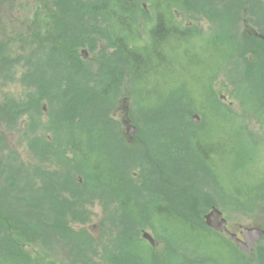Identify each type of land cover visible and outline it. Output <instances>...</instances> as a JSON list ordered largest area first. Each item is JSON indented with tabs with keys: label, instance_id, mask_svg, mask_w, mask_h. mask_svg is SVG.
I'll use <instances>...</instances> for the list:
<instances>
[{
	"label": "rangeland",
	"instance_id": "374dc122",
	"mask_svg": "<svg viewBox=\"0 0 264 264\" xmlns=\"http://www.w3.org/2000/svg\"><path fill=\"white\" fill-rule=\"evenodd\" d=\"M146 1L141 0L143 2L141 7L146 11L145 16L140 20L141 24L147 23V20L150 22L154 17L152 10L154 5L151 1ZM233 1L243 3V0ZM57 12L55 0L0 1V105L6 111H8L10 104L22 105L27 110L23 114H15L16 119H5V121L0 119V142L1 139L5 138V144L2 143V146L0 143V157L5 150V153L9 155V161L18 167L9 174L12 176L10 181L16 182L15 186L8 185V181L0 172V202L5 199V203L11 202L9 206L11 213H13L11 216L17 221H19L17 219L19 211L25 210L22 205L23 202L17 201L21 199L18 197H21V194H31L32 196L41 194L43 175L42 177L40 173L37 175L36 166L43 165L45 169L52 172L55 170L63 171V180L68 170L69 173L73 171L72 167L60 166L54 156L50 158L51 161L44 162L28 146L31 142L29 140L34 138L53 142L56 147L62 143L59 141L62 140V135L59 134L61 121L59 117L60 115L63 116L59 110V102L62 99H58L56 89L52 87L57 80L51 77L46 78L44 73V67L48 73H51L52 68H50L49 62L54 59V56V60L59 58L56 55L52 57L49 55L51 48H55L51 46L56 36L57 19L59 18ZM180 13L182 19H178V22L181 24L185 22L187 26L195 30L197 35L200 32L203 36H209L215 28L211 23L205 21L201 23L202 25H198L200 18L195 7L181 9ZM238 23L239 31L241 27ZM262 24L264 26V17ZM224 29L227 30L228 28L224 27ZM231 30L233 31L232 27ZM232 33L228 40L221 38L218 43L207 42L202 48L201 54H204V58H200L202 64L199 65L198 70L196 68L197 71L192 74L188 72V76L185 78L177 79L181 82L183 80L192 82L186 84L193 91L197 88L200 80H206L212 70L216 73L220 68L219 77L215 80V89H220V94L223 96L222 102L231 107L233 116L216 112L215 107L209 101L211 99L209 89L199 87L203 97H200L202 106L208 109L206 125L193 128L187 132L186 129L177 131L169 128L164 129L163 123L156 124L157 129H152L154 136L152 137L153 145L150 152L152 153L151 157H155L156 160L158 159L156 162L162 164L164 175L156 183L150 177L145 180L146 184L141 191L140 205L138 202L132 204L127 202V196L132 195L130 187L119 193L126 204V208L131 210L134 215L142 213V216H151L159 205L167 206L168 214L162 218L163 222L158 223V228L161 233L164 231L167 234L165 236L168 243L157 237L153 231V226L148 223H144L143 227H139L140 230H136L137 233H135L140 240L144 239L143 232L149 233L154 238L155 246L150 245L152 256L141 252L142 249L140 250L139 245L133 239H119L122 235V227L119 224L116 226L114 221H118V219H114L112 215L117 209L106 208L99 200L92 201L93 204L92 202L88 203L83 195V193L86 195L95 194L100 181L102 187L110 185L105 184L99 177L91 178L95 191L91 193L90 189L86 190L84 178L76 173L72 175V187L70 188L72 190L75 188L77 192H80L79 196L69 198L71 192L62 194L60 197L53 191L50 194L55 199L67 197L70 200L69 206L72 209L67 206L66 209L64 207V210L81 208L79 212L84 213L85 222L72 221V217L68 215L70 212H68L67 220H71L68 226L72 227L84 242L89 241L86 239V235L90 237L93 243L91 250L88 249V246L81 247L75 241H72L70 246L64 240L55 239L54 242L51 241L53 243H50L49 248L43 249L39 244L40 242L37 241L33 242L27 250V252L33 253V258L40 256L41 260L44 261L43 264H46L47 261L56 264H85L86 261L89 264H107V258L116 256L123 264L124 253L128 252V257L132 258L131 260L137 263L142 261L144 264H264L261 263V258L257 255L258 248H264V238L257 245L254 253L247 255L224 238L218 239L202 227L192 229L181 225L180 215L183 210H181L182 207L178 201H174L173 190L176 188L171 186V184H176L182 188L185 183H188L193 189L204 186L201 200L195 202V210L201 214L203 219V216L210 212L212 206L216 204L210 192L214 188L216 179H226L238 174L239 178H249L248 181L253 180L250 184L264 180V175H262L264 173V51L261 52L262 48H251L253 50L250 51H259L262 54L259 62H263V64L252 70L250 73L252 80L251 82L247 81L246 67L253 63L254 55L249 53L246 56L248 60L245 61L240 55L246 46L240 39H236L234 31ZM146 37V33L142 32L141 40L145 42ZM83 50L87 51V56L83 59L92 68L98 67L103 61V55L95 54L88 49L81 50L82 57ZM189 56L186 58V62L194 64L195 55L189 53ZM186 62L185 68L187 67ZM32 72H35L34 78L28 77ZM65 73L70 77L71 70ZM194 75L197 77L193 80ZM34 80H38V82ZM40 84L43 92L51 89L53 97L50 93H43L40 96L38 91ZM155 97L158 98L156 94ZM133 99V89L128 78L121 87V96L117 99L116 106L111 109V113L122 136L127 142H130L132 151L137 157L134 155V158H128L117 147L115 155L112 157L116 163L115 166L113 165L117 168L115 172H119V169L126 164L131 181L137 185V188L142 189L140 164L144 159V148L142 147L145 141L140 132L137 133L136 137H133L132 141H129L128 138L130 139V137L127 136L126 127L123 123L128 113L132 124L138 129L141 128L140 122H143L142 119L144 118L142 113L132 111L134 108ZM8 115L11 117L10 114ZM200 120V123L204 120L202 116ZM70 133L72 138L73 135H78V132L72 134L71 130ZM68 136V134L63 136V140ZM254 150L255 154L253 153ZM251 153L258 160V164L254 166L250 165L249 162ZM68 156L71 155L68 154ZM84 159V156L80 159L81 167ZM258 165L259 167L255 168ZM170 168L175 176L169 173ZM181 173L182 175H180ZM186 173H191V175L185 176ZM121 176L120 174L119 178ZM163 179L171 180V183L169 184ZM63 180L58 176L56 183L60 185ZM118 181L119 185L122 186L121 179ZM10 194H13L16 199L9 197ZM31 201L28 200L24 204H30ZM241 201L240 204L244 208H249L251 205L245 198ZM15 205L20 210H11ZM3 208L5 209L4 206ZM50 208L47 207L45 210H50ZM53 208L51 210H61L59 206ZM222 211L228 220L229 228L234 232H240L242 226L264 229V206L257 210ZM133 226V229H136L140 225L135 224ZM47 251H51V255Z\"/></svg>",
	"mask_w": 264,
	"mask_h": 264
},
{
	"label": "trees",
	"instance_id": "16d2710c",
	"mask_svg": "<svg viewBox=\"0 0 264 264\" xmlns=\"http://www.w3.org/2000/svg\"><path fill=\"white\" fill-rule=\"evenodd\" d=\"M149 1L154 5L152 8L154 17L150 22L147 20L145 24H141L140 21L146 11L142 9L139 0H59L56 3L59 18L57 19L56 36L51 46L55 48H51L49 55L51 57L56 55L59 58L54 60V56L53 62H49L50 68H52L51 73H48L45 67L44 73L46 78L51 77L57 80L55 82L53 79L56 84L52 87L56 89L58 99H62L59 102V110L63 114L59 117L61 119L59 134L62 135V140L59 141L62 143L60 142L61 145L56 147L53 142L34 138L29 140L31 142L28 146L44 162L51 161L50 158L54 156L60 166L73 168L71 173L69 170L66 172L63 183L58 185L59 187L63 186V194L71 192L69 198L81 194L74 187L73 190L70 188L72 175L76 173L84 178L86 190L90 189L91 193L94 191L91 178L99 177L105 184H109L108 187H102L100 181L99 188H96V192L94 191L95 194L86 195L83 193L86 201L90 203L99 200L106 208L117 209L112 215L114 219H118V221H114L116 226L119 224L122 227V235L119 239H133L139 245L140 250L142 249L141 252L152 256L150 244L144 239L140 240L136 235V230H140L139 227L148 223L153 226L156 236L168 243L165 236L167 234L164 231L161 233L158 228V223L163 222L162 218L168 214L167 206L159 205L151 216H142V213L134 215L131 210L126 208L125 202L119 196V193L130 187L132 195L127 196V202L130 204L138 202L140 205L141 191L146 184L145 180L150 177L156 183L164 175L162 164L156 162L158 159L156 160L155 157H151L150 148L153 145L152 137L154 136L152 129H157L156 124L158 123H163L164 129L169 128L173 131L186 129L187 132L193 128L205 126L208 122L206 116L208 109L202 106L199 87L209 89L211 95L209 101L215 107L216 112L230 116L233 114L231 107L222 102L220 89H215V80L219 77L220 68L216 73L212 70L206 80H200L197 88L193 91L187 86L188 82H192L184 80L181 82L177 79L185 78L188 76V72L192 74L197 71L199 65L202 64L200 58H204V54H201L202 48H191L190 46L189 39L193 35H190L189 32H194L193 28L186 27L185 31L181 30L180 24L172 12L174 8H194L196 0H171V3L168 0H163L164 3H169L164 6L160 1L157 3L153 0ZM239 21V18L234 17L233 31L236 39L240 38L237 28ZM149 23H152V28L149 30L150 38L142 46H138L140 32L142 29L147 31ZM82 49L103 55V61L98 67L92 68L84 61L80 53ZM250 50L253 49L244 48L240 55L245 61L248 60L246 56L249 53L254 55L253 63L248 64V68L246 67V79L249 82L252 80L250 76L252 70L263 64V62H259L262 54L259 51ZM262 51H264L263 48ZM189 53L195 55L194 64L186 62V58L190 57ZM185 62L187 63L186 68L184 67ZM68 70H71L70 77L65 73ZM34 74L35 72H32L28 77L34 78ZM196 77L197 75H194L193 80ZM128 78L134 94L132 111L142 113L144 118L143 122L138 120L141 124L139 132L146 143L142 147L144 148V161L142 160L140 164L142 189L137 188V185L131 181L126 164L119 169V172H115L117 168L114 167L116 163L112 157L115 155L116 147L128 158H134V155L137 157L132 151L130 142H127L122 136L111 113V109L116 106L117 99L121 96V87ZM52 93H50L51 96ZM111 94L112 97H110ZM155 94L158 98L155 97ZM153 103H155L154 107ZM25 112L27 110L22 105L10 104L8 111L0 105V118L4 121L5 119H16L15 114ZM4 114H10L11 118ZM194 114L203 117L201 125L193 120ZM70 130L72 134L78 132V135H73L72 138ZM66 134L69 136L63 140V136ZM4 139H1V145L5 144ZM129 149L131 150L129 151ZM253 153L255 154V150ZM8 156L4 150L0 157V172L8 181V185L15 186L16 182L10 181L12 176L9 174L18 167L9 161ZM82 156L85 159L81 167ZM249 162L253 166L258 164L257 157L252 156V153L249 156ZM256 167L258 168L259 165ZM46 170L43 165L36 166L37 175L39 173L41 177L43 175L40 195L21 194V197H18L21 199L17 201L23 202L22 205L25 207V210L19 211L17 218L19 221L14 220L11 216L13 214L9 209L11 202L5 203L6 199L0 202V264H43L44 261L40 256L33 258V253L27 252L32 243L37 241L40 242L43 249L49 248L54 239L64 240L70 246L72 241L79 243L81 247L88 246V249L93 246L90 237L86 235V239L89 241L84 242L82 237L68 226L71 222V220H67L68 215L72 217V221L85 222L84 213L79 212L81 208L64 210V207L66 209L67 206L72 209L69 206L70 200L67 197L59 199L62 195H58L59 197L55 199L50 194L52 191L55 193L54 181L58 176L63 178V171ZM169 173L175 176L171 168ZM120 174L121 178H119ZM184 175L189 176L191 173ZM120 179L122 186L119 185L118 180ZM244 179L239 178L238 174L226 179H216L214 191L210 190L215 205L222 210L232 212L257 210L264 206V180L250 184L253 180ZM163 180L171 183V180ZM171 186H175L177 189L173 190V199L178 201L182 207L181 210H183L180 215L181 225L192 229L202 227L218 239L224 238L235 246L226 235L205 225L204 218L202 219L201 214L196 212L195 202L201 200L204 186H200L199 189H193L188 183H185L182 188L176 184H171ZM9 197L16 199L13 194H10ZM244 198L251 204L249 208H244L240 204L242 203L241 199ZM28 200H32L30 204H24ZM57 206L61 210H51ZM47 207H51L50 210H45ZM11 210L18 211L20 209L15 205ZM68 212L70 213L68 214ZM135 224L140 226L133 229ZM80 234L82 235V233ZM47 252L51 255V251ZM128 254V252L124 253L123 264H144L142 261L134 262L131 260L132 258L128 257ZM257 255L261 258V263H264L263 247L258 248ZM107 261V264H121L116 256L107 258ZM84 263L89 264L88 261ZM48 264L56 263L50 261Z\"/></svg>",
	"mask_w": 264,
	"mask_h": 264
},
{
	"label": "flooded vegetation",
	"instance_id": "af4514ba",
	"mask_svg": "<svg viewBox=\"0 0 264 264\" xmlns=\"http://www.w3.org/2000/svg\"><path fill=\"white\" fill-rule=\"evenodd\" d=\"M1 1V0H0ZM56 3L59 0H55ZM154 2H162L164 5H169V3H164L163 0H153ZM171 3V0H168ZM146 2H149L147 0ZM143 4V2H141ZM198 3V4H197ZM187 8V7H184ZM181 8V9H184ZM195 8L199 14V22L198 25H202L201 23L209 22L212 26H215V30L213 29L209 36H204L206 38H213L216 41V37L220 33H224L227 35L226 39L228 40L233 34L231 27L234 25V17L239 18L240 25V40L245 44V48H264V26L262 24V18L264 17V0H243L241 4L233 1V0H196ZM165 9V8H164ZM175 9V13H174ZM173 9V15H175L177 21L181 20V13L178 8ZM154 13V12H153ZM177 14V16H176ZM179 19V20H178ZM197 25V27H198ZM189 27V26H186ZM224 27L228 28L227 30ZM193 31H195L193 29ZM231 31V32H230ZM196 33V32H195ZM201 38L202 34H198ZM217 43V42H215ZM1 49V48H0ZM35 82L38 80H34ZM40 96L43 94L42 85H39ZM42 92V93H41ZM48 92L52 93V90L49 89ZM4 116L9 115L4 114ZM2 119V118H0ZM12 119V118H11ZM137 135H135L136 137ZM66 148L65 146H62ZM56 178V177H55ZM63 180V178H62ZM53 183V182H52ZM72 185V183H71ZM70 185V187H71ZM54 190L57 195L63 194V187H59L56 183V180L53 184ZM68 193V191H67Z\"/></svg>",
	"mask_w": 264,
	"mask_h": 264
},
{
	"label": "water",
	"instance_id": "95a60500",
	"mask_svg": "<svg viewBox=\"0 0 264 264\" xmlns=\"http://www.w3.org/2000/svg\"><path fill=\"white\" fill-rule=\"evenodd\" d=\"M83 58L85 59L87 56V51L83 50ZM193 120L196 123L200 122V116L195 114L193 115ZM125 127L127 128V136L130 137L129 141L133 140V136L138 133V128L132 124L130 118L128 117V113L126 114V118L123 121ZM204 220L206 225L212 230L218 233H225L237 246L240 250H242L247 255L253 254L257 244L264 237V229L261 227H245L242 226L240 229L239 237L238 232H234L228 227V220L224 216L222 210H220L217 206L213 205L211 211L204 215ZM143 238L147 240L151 246H155L154 238L147 232H143Z\"/></svg>",
	"mask_w": 264,
	"mask_h": 264
},
{
	"label": "bare ground",
	"instance_id": "6f19581e",
	"mask_svg": "<svg viewBox=\"0 0 264 264\" xmlns=\"http://www.w3.org/2000/svg\"><path fill=\"white\" fill-rule=\"evenodd\" d=\"M140 1V5H141V0H139ZM180 25V28H181V30H183V31H185V29H187L186 28V26H187V24L185 23V22H183L182 24L180 23V22H178ZM151 24L152 23H149L148 24V26H147V28H146V26H145V28L146 29H148L147 31H145V29H142L141 30V32H140V36H139V38H138V43L139 44H137L138 46H142V44H144V41H142L141 40V35H142V32H144V33H146V40H148L149 38H150V32H149V30H150V28H152L151 27ZM141 26H143V25H141ZM190 28V27H189ZM187 31V30H186ZM195 32V31H194ZM194 32H189V34L191 35H193L190 39H189V42H190V46H191V48L192 47H195V48H204V45L207 43V42H217L218 43V41L221 39V38H225L226 39V37H227V35L226 34H224V33H220V34H218V36L216 37V41L213 39V38H206V37H204V36H201V38L196 34V33H194ZM220 37V38H219Z\"/></svg>",
	"mask_w": 264,
	"mask_h": 264
}]
</instances>
